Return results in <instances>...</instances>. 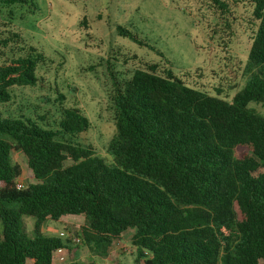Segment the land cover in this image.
<instances>
[{"label": "trees", "instance_id": "trees-1", "mask_svg": "<svg viewBox=\"0 0 264 264\" xmlns=\"http://www.w3.org/2000/svg\"><path fill=\"white\" fill-rule=\"evenodd\" d=\"M245 1L257 29L246 85L231 100L158 64L118 73L108 61L110 162L81 142L91 123L77 108L60 103L55 127L4 117L13 89L38 86L47 58L33 47L16 55L21 36L0 35L2 55L12 52L0 59V264H52L71 241L45 237L42 227L68 215L84 217V241L102 252L132 230L137 264H264V115L251 108L264 104V0ZM25 2L0 0V8ZM117 33L155 50L121 26ZM13 151L26 157L36 183L17 187L23 168ZM23 216L35 220L33 239Z\"/></svg>", "mask_w": 264, "mask_h": 264}, {"label": "rangeland", "instance_id": "rangeland-1", "mask_svg": "<svg viewBox=\"0 0 264 264\" xmlns=\"http://www.w3.org/2000/svg\"><path fill=\"white\" fill-rule=\"evenodd\" d=\"M25 1L0 8V35L12 29L21 36L24 50L14 49L16 55L33 47L47 60L38 69V86L13 89L12 101L2 107L4 117L55 127L60 103L77 108L91 123L81 142L108 162L107 149L115 134L108 61L115 63L118 73L158 64L159 72L171 69L189 87L211 95L220 91L229 100L246 85L244 70L257 29L248 1L222 0L225 9L212 0ZM119 26L163 53L170 64L155 50L119 36ZM5 52H0L1 60L12 56L9 50ZM251 108L264 115V104H251ZM12 157L23 168L19 181L25 186L36 183L26 157L15 151ZM21 220L28 238L33 239L35 220L26 216ZM84 225L83 216L68 215L57 222L48 220L42 235L63 243L81 239L79 244H68L67 264H137L132 230L102 252L84 241ZM138 261L144 264L143 259Z\"/></svg>", "mask_w": 264, "mask_h": 264}, {"label": "built area", "instance_id": "built-area-1", "mask_svg": "<svg viewBox=\"0 0 264 264\" xmlns=\"http://www.w3.org/2000/svg\"><path fill=\"white\" fill-rule=\"evenodd\" d=\"M17 187L19 189H23L25 187V185L23 183H21L20 181H18L17 183ZM61 237H65L64 233L60 234ZM73 244H79L81 243V239L78 238H73L72 242ZM68 262V251L67 248H59L58 250H56L53 254V261L52 264H67Z\"/></svg>", "mask_w": 264, "mask_h": 264}, {"label": "crops", "instance_id": "crops-1", "mask_svg": "<svg viewBox=\"0 0 264 264\" xmlns=\"http://www.w3.org/2000/svg\"><path fill=\"white\" fill-rule=\"evenodd\" d=\"M32 263V262H31ZM29 264V263H28ZM33 264V263H32ZM57 264V263H56Z\"/></svg>", "mask_w": 264, "mask_h": 264}]
</instances>
